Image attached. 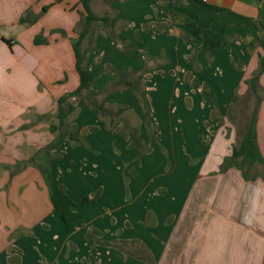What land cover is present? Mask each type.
I'll use <instances>...</instances> for the list:
<instances>
[{"label": "crops", "instance_id": "0c3cea01", "mask_svg": "<svg viewBox=\"0 0 264 264\" xmlns=\"http://www.w3.org/2000/svg\"><path fill=\"white\" fill-rule=\"evenodd\" d=\"M102 1L101 8L100 0L91 1L94 13L126 21L119 33L137 48L122 47L102 24L85 62L97 78L92 89L115 81L105 66L140 72L146 53L156 59L142 74L155 140L139 99L125 90L107 102L138 122L148 152L140 156L128 138L75 98L66 103V119L85 134L88 147L58 139L50 130L58 123L57 100L80 83L71 39L78 35L82 5L0 0V264H85L91 257L94 264H148L102 244L118 240H139L155 264H264V168L255 180L235 166L220 171L254 108L247 81L258 70L262 48L250 51L247 27L232 26L228 44L208 56L191 29L170 15L173 10L216 29L191 7L171 0ZM205 1L257 20L264 36V0ZM27 10L39 15L34 24L20 23ZM149 22L153 32L144 28ZM39 34L46 44L34 43ZM204 85L215 103L204 98ZM259 92L256 135L264 158V73ZM236 96L250 104L247 111L240 105L226 110ZM59 188L79 204L70 232L52 211L51 192ZM84 197L89 202L82 203Z\"/></svg>", "mask_w": 264, "mask_h": 264}, {"label": "trees", "instance_id": "16d2710c", "mask_svg": "<svg viewBox=\"0 0 264 264\" xmlns=\"http://www.w3.org/2000/svg\"><path fill=\"white\" fill-rule=\"evenodd\" d=\"M60 2L61 0H57ZM92 0H79L83 10L80 11L81 19L77 25L78 35L71 39L72 46L76 57V69L80 77L79 86L71 92L65 93L57 100V112L55 114L58 123L51 124L50 130L56 133L58 139L68 140L76 146L88 147L85 140V134L78 133L76 126L70 124L66 119V103L69 99L75 98L85 104L86 107L96 111L100 118L105 121L109 129L121 134L123 137L130 140V146L135 147L139 151V155L148 152L149 148H144L142 140L139 136V124L132 121L129 114H119L118 108L115 105L107 102V97L118 91L133 92L139 99L144 109L146 128L152 141L155 140L154 124L151 120L150 104L145 94L144 80L142 73L146 70L154 68L156 65H150V62L156 59L147 55L146 65L140 72L134 70L118 71L114 68L108 70L116 74V79L108 84L104 90L97 91L92 89V85L96 82V75L91 72L85 65L88 52L93 48L95 36L102 29V24L108 29L109 35L116 41L122 44L125 49L136 48V42L129 38L122 36L116 29L118 26H125L126 22L119 19L115 14L98 16L94 13L91 7ZM119 0H110L112 4ZM174 5H187L193 10L200 12L205 18L216 26V29L203 28L199 26L194 20L188 17L170 12V15L182 25L191 29L193 40L200 42V47L204 52L210 56L211 52L228 44L230 38L227 35L228 30L232 26H246L250 41L246 44L250 51L260 46L263 53L259 55L258 70L247 81L248 93L255 97V105L249 115L246 116L242 122L243 127L238 131V142L233 146L231 155L226 157L221 164L220 171H225L230 167L239 168L246 180H255L259 175V169L264 168V158L262 157L257 143L256 135V119L259 108V103L263 99L259 92V78L264 73V36L261 34L262 29L260 23L251 18L238 14L231 9L216 6L208 3L205 0H171ZM47 9V7H45ZM112 11L116 9L112 7ZM39 18L31 10H27L20 18V23L24 25L34 24ZM159 28V27H158ZM63 35H66L62 29L56 30ZM137 39L139 36L135 33ZM10 47L13 43L10 39L2 38ZM90 41V47L84 48V42ZM34 43L36 45L46 44L47 39L39 34L35 37ZM204 98L210 102L215 103V97L212 89L207 85L202 87ZM241 97L236 96L233 99L231 106H227L226 110L231 107H238L240 105ZM131 115H134L131 113ZM45 118V117H42ZM97 129V126L89 128L90 131ZM52 211L58 214L67 231H73L79 220V204L72 201L62 188L53 190L51 192ZM89 197H84L82 203L89 202ZM94 234H100L94 230ZM88 237L91 233H88ZM107 246H111L123 251L126 255H134L135 257L147 262L148 264H155L154 257L151 252L139 240L123 241L118 240L114 242H103ZM94 264L92 257L89 263Z\"/></svg>", "mask_w": 264, "mask_h": 264}, {"label": "rangeland", "instance_id": "374dc122", "mask_svg": "<svg viewBox=\"0 0 264 264\" xmlns=\"http://www.w3.org/2000/svg\"><path fill=\"white\" fill-rule=\"evenodd\" d=\"M101 3V4H100ZM100 3L98 4L99 6H100V8L101 7H103V5H104V3H103V1L102 0H100ZM173 3V2H172ZM114 4V3H113ZM174 5V4H173ZM177 6V5H176ZM180 6H187V5H180ZM173 11V10H172ZM112 12H114V11H112ZM174 12V11H173ZM126 22V21H125ZM127 23V22H126ZM181 24V23H180ZM152 25H153V23L152 22H149V23H146V24H144V28H145V30L146 31H148V32H153L152 31ZM156 25V24H155ZM103 27V26H102ZM119 28H117L116 30L117 31H119V30H122V28L123 27H125V26H118ZM156 28H157V25H156ZM158 29V28H157ZM137 32V31H136ZM135 32V33H136ZM109 33V32H108ZM118 42V41H117ZM119 43V42H118ZM120 45H122L121 43H119ZM123 47V46H122ZM137 48V47H136ZM131 49H133V48H131ZM146 58H147V53H146ZM161 58L163 59V56H161ZM145 67V66H144ZM108 68L109 69H111V68H114V67H112V66H105V69H106V71H108V72H113V71H111V70H108ZM159 68V67H158ZM114 69H116V68H114ZM152 69V68H151ZM117 70V69H116ZM130 70H132V69H130ZM150 70V69H149ZM149 70H145L143 73H146V72H148ZM118 71H120V70H118ZM127 71V70H126ZM134 71H136V70H134ZM114 73V72H113ZM142 73V74H143ZM240 102V106H241V108L245 111H247L248 110V106L250 105H247V103L246 102H244V101H239ZM253 103H251V105H252ZM243 119H244V115L243 114H241V119L240 120H242L243 121ZM241 123V121H239L238 120V123Z\"/></svg>", "mask_w": 264, "mask_h": 264}]
</instances>
